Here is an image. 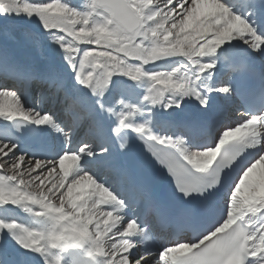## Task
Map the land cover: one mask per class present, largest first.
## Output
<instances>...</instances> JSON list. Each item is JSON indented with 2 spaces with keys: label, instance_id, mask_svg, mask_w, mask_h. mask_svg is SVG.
Wrapping results in <instances>:
<instances>
[{
  "label": "snow or ice",
  "instance_id": "6c2138e0",
  "mask_svg": "<svg viewBox=\"0 0 264 264\" xmlns=\"http://www.w3.org/2000/svg\"><path fill=\"white\" fill-rule=\"evenodd\" d=\"M0 119V264H264V0H0Z\"/></svg>",
  "mask_w": 264,
  "mask_h": 264
},
{
  "label": "bare ground",
  "instance_id": "6f19581e",
  "mask_svg": "<svg viewBox=\"0 0 264 264\" xmlns=\"http://www.w3.org/2000/svg\"><path fill=\"white\" fill-rule=\"evenodd\" d=\"M9 46H10V48L11 49H13V51L15 52V54H17L18 56H21V58H23V55H22V49L20 48V46L17 44V42H11V43H9ZM0 120H2V119H0ZM17 154H19V153H17ZM28 158L26 157V160H27ZM21 168L23 169L24 168V162H21ZM4 171H8L7 169H5ZM38 171V170H37ZM260 169H257V172L254 174L255 176H258L259 175V173H260Z\"/></svg>",
  "mask_w": 264,
  "mask_h": 264
},
{
  "label": "rangeland",
  "instance_id": "374dc122",
  "mask_svg": "<svg viewBox=\"0 0 264 264\" xmlns=\"http://www.w3.org/2000/svg\"><path fill=\"white\" fill-rule=\"evenodd\" d=\"M43 2H51V0H43ZM73 2H78V0H73ZM11 42H16V41H9V43H11Z\"/></svg>",
  "mask_w": 264,
  "mask_h": 264
}]
</instances>
